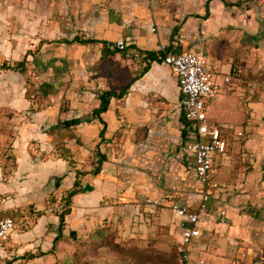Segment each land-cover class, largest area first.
Returning <instances> with one entry per match:
<instances>
[{"label": "crops", "instance_id": "crops-1", "mask_svg": "<svg viewBox=\"0 0 264 264\" xmlns=\"http://www.w3.org/2000/svg\"><path fill=\"white\" fill-rule=\"evenodd\" d=\"M36 3L42 15L51 3V24L39 31L49 44L34 58L49 104L19 127L16 168L0 182L3 216L38 212L27 229L31 238L45 237L35 262L81 258L75 242L119 215L124 227L139 222L144 196L156 201L146 204L152 228L173 231L177 245L171 204L194 210L205 202L200 234L188 247L192 258L264 264V0ZM120 39L124 49L107 48ZM161 44L201 56L216 86L204 106L208 130L225 149L214 155L204 184L185 143L210 133L183 117L177 76L158 58ZM74 188L57 239L58 213L46 200ZM58 240L70 243L66 252L49 250Z\"/></svg>", "mask_w": 264, "mask_h": 264}, {"label": "rangeland", "instance_id": "rangeland-1", "mask_svg": "<svg viewBox=\"0 0 264 264\" xmlns=\"http://www.w3.org/2000/svg\"><path fill=\"white\" fill-rule=\"evenodd\" d=\"M38 5L36 0H0V65L4 62L10 65L19 61L24 63L23 70L0 68V182L7 181L16 168L14 141L19 127L37 110L49 104V100L41 95V66L34 58L42 52L43 44H49L39 31L42 26L49 27L51 3L49 7H43V15ZM19 43H23L24 48L28 44L27 50L17 49ZM11 45H14L13 48H10ZM61 103L64 104V101ZM66 197L67 192L60 196L49 194L46 202L59 213L66 208ZM143 198L140 201L145 205L140 209L139 222L124 227L119 215L114 223L94 227L86 242H75L76 249L84 254L81 258L61 256L60 259L53 258L49 264H58V261L62 262L59 264H177L175 234L159 225L152 228L150 219L153 210L146 204H153L154 200L144 202L141 200ZM37 214L26 209L14 217V237L17 238L0 241V264H39L35 262V257L28 258L31 252L39 253L38 245L45 239L42 234L31 238L30 232H27ZM25 216L30 218L28 223ZM69 244L58 240L49 250L64 253L69 249Z\"/></svg>", "mask_w": 264, "mask_h": 264}, {"label": "built area", "instance_id": "built-area-1", "mask_svg": "<svg viewBox=\"0 0 264 264\" xmlns=\"http://www.w3.org/2000/svg\"><path fill=\"white\" fill-rule=\"evenodd\" d=\"M107 48L122 50L125 48V42L121 39L116 40L109 43ZM158 58L168 65L177 76L183 117L186 120L195 121L200 134L210 133V138L207 141L195 140L185 143L186 150L193 155L195 175L204 184L212 170L214 155L223 153L225 149V141L218 136L216 131L208 130L212 125L207 121L204 106L205 99L215 94L216 86L205 60L194 52H174L166 45L161 44ZM225 80H229V77H225ZM206 197L205 194L203 198L206 199ZM141 200L150 202L146 197ZM152 203L155 204L156 201ZM170 208L172 213L179 218L178 226L181 236L177 245V253L181 264H212L203 258H192L188 252L189 244L200 234L196 225L199 215L205 211V202L202 201L199 207L194 210H188L175 203L171 204ZM2 210L0 195V241H5L15 228L16 223L11 217L3 216Z\"/></svg>", "mask_w": 264, "mask_h": 264}, {"label": "trees", "instance_id": "trees-1", "mask_svg": "<svg viewBox=\"0 0 264 264\" xmlns=\"http://www.w3.org/2000/svg\"><path fill=\"white\" fill-rule=\"evenodd\" d=\"M0 68H3V69H7V68H13V69H16V68H19L20 70H23L24 68V63L23 61H19L17 62L15 65H10L8 63H2L0 65ZM107 94V93H106ZM106 103H107V98L105 97V94L102 95V103H101V109H103L105 106H106ZM76 186V185H75ZM76 192V189H72L70 191L67 192V197H66V202H68L66 204V208H64L62 211H60L58 213V217H59V223H58V235H57V239L59 238V236L61 235V228H62V224H63V220H64V216L66 214L69 213V208H68V204H69V197L71 195H73L74 193ZM39 254V253H38ZM38 254H32V253H29L28 254V258H34L36 257Z\"/></svg>", "mask_w": 264, "mask_h": 264}]
</instances>
